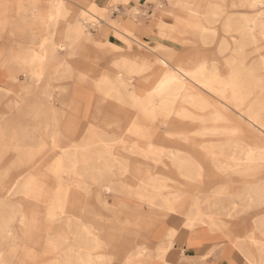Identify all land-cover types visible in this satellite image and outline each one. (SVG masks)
<instances>
[{"label":"rangeland","instance_id":"374dc122","mask_svg":"<svg viewBox=\"0 0 264 264\" xmlns=\"http://www.w3.org/2000/svg\"><path fill=\"white\" fill-rule=\"evenodd\" d=\"M93 2L0 0V69L21 76L0 79V264L141 259L174 220L264 264V0H148L126 12L145 36Z\"/></svg>","mask_w":264,"mask_h":264},{"label":"crops","instance_id":"0c3cea01","mask_svg":"<svg viewBox=\"0 0 264 264\" xmlns=\"http://www.w3.org/2000/svg\"><path fill=\"white\" fill-rule=\"evenodd\" d=\"M115 1L94 0L93 3L101 10L108 7L114 8V17L117 18L121 26L130 31L139 32L142 36H145L147 28L154 27L150 24L140 27L126 16V12L136 6H139L140 10V6H144L143 9L148 6L149 10L153 11L154 5L148 4V0H119L116 8L111 6ZM116 9L118 10V16L115 13ZM143 39L153 46L162 45L156 35L143 37ZM105 40L121 48L125 46L124 42L114 35H109L103 41ZM141 48L131 54L137 53L139 56H145V51L143 52ZM6 72L5 69H0V79L4 83L9 82L16 85L14 80L18 77L21 78V76L10 71L6 75ZM159 78L160 69L154 67L148 73L136 77L137 86L142 89L141 91L144 94L153 88ZM68 94L70 101H75L81 105L80 116L82 119L86 118L85 116L89 115V112L92 113L96 102V96L92 88L75 81L71 84ZM176 222L175 220L164 221L152 230L149 244L143 254L144 257L141 259L138 257V247L132 246L126 248L127 251L122 249L120 253H115L114 255L117 256L112 254V260L109 264H242L238 246L236 247L228 241L223 232L212 229L208 225L189 229L180 226ZM128 250L130 251L128 252Z\"/></svg>","mask_w":264,"mask_h":264},{"label":"bare ground","instance_id":"6f19581e","mask_svg":"<svg viewBox=\"0 0 264 264\" xmlns=\"http://www.w3.org/2000/svg\"><path fill=\"white\" fill-rule=\"evenodd\" d=\"M181 2V1H180ZM59 8V6H58ZM182 13V12H181ZM186 14V13H185ZM188 14V13H187ZM58 17V13L56 15ZM199 25V24H198ZM39 54H40V59L42 60L44 58V51H39ZM160 85V84H159ZM185 87V86H184ZM75 103V102H74ZM72 106V105H71ZM70 108V106H69ZM71 109V108H70ZM149 109V108H148ZM151 110V109H150ZM203 111V110H202ZM244 113V112H243ZM250 120V119H249ZM252 121V120H251ZM254 121V120H253ZM249 123V122H248ZM258 125V124H257ZM254 126V125H253ZM260 131V130H259ZM261 132V131H260ZM171 157V156H170Z\"/></svg>","mask_w":264,"mask_h":264}]
</instances>
